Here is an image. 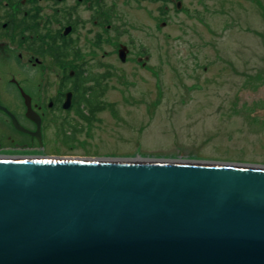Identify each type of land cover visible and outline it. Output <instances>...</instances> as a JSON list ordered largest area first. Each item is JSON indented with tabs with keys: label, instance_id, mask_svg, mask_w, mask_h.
<instances>
[{
	"label": "water",
	"instance_id": "1",
	"mask_svg": "<svg viewBox=\"0 0 264 264\" xmlns=\"http://www.w3.org/2000/svg\"><path fill=\"white\" fill-rule=\"evenodd\" d=\"M0 264H264V167L0 160Z\"/></svg>",
	"mask_w": 264,
	"mask_h": 264
},
{
	"label": "rangeland",
	"instance_id": "2",
	"mask_svg": "<svg viewBox=\"0 0 264 264\" xmlns=\"http://www.w3.org/2000/svg\"><path fill=\"white\" fill-rule=\"evenodd\" d=\"M180 1L161 18L164 5L146 4L149 61L137 53L127 65L117 62L93 129L72 144L51 137L59 151L41 155L264 167V0Z\"/></svg>",
	"mask_w": 264,
	"mask_h": 264
},
{
	"label": "flooded vegetation",
	"instance_id": "3",
	"mask_svg": "<svg viewBox=\"0 0 264 264\" xmlns=\"http://www.w3.org/2000/svg\"><path fill=\"white\" fill-rule=\"evenodd\" d=\"M152 2L164 5L159 18L183 6L180 0H0V159L46 157L40 153L59 151L51 137L72 144L93 129L98 112L91 113L90 103L104 89L96 79L114 77L117 62L127 65L137 53L149 61L146 4Z\"/></svg>",
	"mask_w": 264,
	"mask_h": 264
},
{
	"label": "trees",
	"instance_id": "4",
	"mask_svg": "<svg viewBox=\"0 0 264 264\" xmlns=\"http://www.w3.org/2000/svg\"><path fill=\"white\" fill-rule=\"evenodd\" d=\"M105 80L104 78H97L96 81L98 82V85H103V81ZM103 94H104V89H102L101 92H96L95 94H93V99L98 100L99 101V105H96L93 100H91L90 106L92 107L91 113L94 115L96 112H100V111H104L106 110V107H108V105L106 104L105 101L102 100L103 98Z\"/></svg>",
	"mask_w": 264,
	"mask_h": 264
},
{
	"label": "bare ground",
	"instance_id": "5",
	"mask_svg": "<svg viewBox=\"0 0 264 264\" xmlns=\"http://www.w3.org/2000/svg\"><path fill=\"white\" fill-rule=\"evenodd\" d=\"M43 159H46V158L45 157L27 158V159H15V158L3 159V158H1L0 160H43ZM139 159H141V158L139 157ZM139 159H133V160H129V161H134V162H140V161H142V159L141 160H139ZM111 160L119 161L120 159H111Z\"/></svg>",
	"mask_w": 264,
	"mask_h": 264
}]
</instances>
